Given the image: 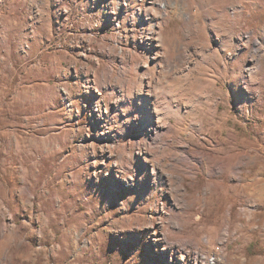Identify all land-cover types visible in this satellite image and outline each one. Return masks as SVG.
I'll return each instance as SVG.
<instances>
[{
    "label": "rangeland",
    "instance_id": "1",
    "mask_svg": "<svg viewBox=\"0 0 264 264\" xmlns=\"http://www.w3.org/2000/svg\"><path fill=\"white\" fill-rule=\"evenodd\" d=\"M232 1L0 0V264H264V0ZM179 144L183 197L121 161Z\"/></svg>",
    "mask_w": 264,
    "mask_h": 264
},
{
    "label": "bare ground",
    "instance_id": "2",
    "mask_svg": "<svg viewBox=\"0 0 264 264\" xmlns=\"http://www.w3.org/2000/svg\"><path fill=\"white\" fill-rule=\"evenodd\" d=\"M172 3L174 4V2ZM237 4H239V2L237 0H233L231 3H227V4L220 6L218 11L225 12L226 10L228 11L229 8H232L235 10L237 8ZM201 8L202 9L204 8L203 3H202ZM148 12L149 11H147V13ZM165 12L167 13V10H165ZM192 15H193L192 11L186 6V3L183 1V3L180 5L178 16L183 20L182 27H183L184 32L189 27L192 26V21H193ZM247 34H249V32H247ZM160 123H161V120L158 121V125L155 126L154 131L151 133L150 139L147 136H144L146 138L145 139L146 140L145 150H146V153L150 156H153L154 154H156L155 148L158 146L157 145L155 146V144L157 142L161 143L162 139H164L162 135L159 133L161 132L160 127H159ZM129 153L130 152L128 151V153L126 152L123 155H121V161L122 162L124 161L126 166H128V168H131L134 170H138L139 168L140 172L142 173H147L149 171H151L152 173L153 177L151 178L146 177V178H143L141 181L147 182L148 184H152V185L155 184L156 181H160L162 182V184L169 185L171 187L174 184V182H178L179 186L175 188L172 187L170 190L172 195H174V191L181 190L183 191L182 193V197H183L186 191V188L183 184V181L185 178L182 174H179L176 171L189 174L193 178L196 177L194 170H196L197 166L193 163V160H198L200 152L194 151L189 144H179L177 146L170 147V150H169L170 155L168 158L170 159L171 163L168 164L170 170H167V171L162 165V161L164 159H167V157L164 155H162L161 157H157V158L156 157L149 158L147 156H143L139 159L141 161H139L137 157H134L132 156V154H129ZM147 195H148V198H150V195L149 194ZM175 202L178 205L180 204V201L178 199H175ZM163 208H166L165 204L163 205ZM175 213L176 211L171 213L170 214L171 216L169 215L168 212L166 214L170 216L171 222L175 226L181 227L182 224L178 222L176 219H174L176 216ZM161 223H162V226L166 228L165 224L163 222ZM161 239L165 242V245L167 249L171 251V254L176 253V256H178L181 259H184L185 256L189 253V251L186 249L187 244L196 245L199 250L194 252V259L198 262L205 260V256H206L205 253L200 250L202 242L197 237H189V238H183L179 240L177 238H171L170 231L164 230L162 233Z\"/></svg>",
    "mask_w": 264,
    "mask_h": 264
}]
</instances>
